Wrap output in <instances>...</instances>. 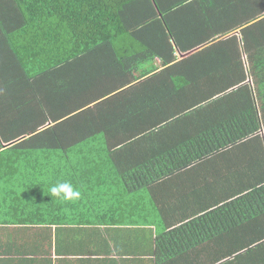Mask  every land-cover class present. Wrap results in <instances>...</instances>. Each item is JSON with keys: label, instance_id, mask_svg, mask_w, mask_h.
Masks as SVG:
<instances>
[{"label": "trees", "instance_id": "obj_1", "mask_svg": "<svg viewBox=\"0 0 264 264\" xmlns=\"http://www.w3.org/2000/svg\"><path fill=\"white\" fill-rule=\"evenodd\" d=\"M262 27L264 0H0V166L96 167L118 147L148 144L133 173L117 167L132 189L227 151L251 150L256 166L264 56L251 54L263 52ZM125 36L134 44H119ZM212 54L233 58L234 76H205ZM237 198L175 232L202 243L234 229L264 208V183Z\"/></svg>", "mask_w": 264, "mask_h": 264}, {"label": "crops", "instance_id": "obj_2", "mask_svg": "<svg viewBox=\"0 0 264 264\" xmlns=\"http://www.w3.org/2000/svg\"><path fill=\"white\" fill-rule=\"evenodd\" d=\"M234 34L240 37L236 30L214 43ZM262 51L251 54L253 60L263 58ZM233 60L210 55L206 62L211 72L205 76H234L225 65ZM242 60L248 75L247 56ZM153 65L162 68L158 58ZM118 148L110 152L111 158L103 155L101 161L99 156L96 167L58 165L45 174L41 171L45 168L23 171L0 166V264H264L261 206L234 229L202 243H192L184 232H175L263 184L264 155L256 166H248L251 150L227 151L208 158L203 166L187 167L132 189L122 188L116 173L118 168L133 173L140 164L138 158L149 155L148 144ZM149 173L147 168L145 174ZM63 181L81 191L80 200L65 202L48 196L49 188ZM121 189H127V194L119 193ZM210 228L208 224L203 232L210 234Z\"/></svg>", "mask_w": 264, "mask_h": 264}, {"label": "clouds", "instance_id": "obj_3", "mask_svg": "<svg viewBox=\"0 0 264 264\" xmlns=\"http://www.w3.org/2000/svg\"><path fill=\"white\" fill-rule=\"evenodd\" d=\"M81 191L70 182L63 181L52 185L48 190V196L55 197L65 202H75L81 199Z\"/></svg>", "mask_w": 264, "mask_h": 264}, {"label": "rangeland", "instance_id": "obj_4", "mask_svg": "<svg viewBox=\"0 0 264 264\" xmlns=\"http://www.w3.org/2000/svg\"><path fill=\"white\" fill-rule=\"evenodd\" d=\"M121 40L119 41V44H122V43H124V44H126L127 46H129L131 43L132 44H134V41L130 38V36H125V37H121L120 38ZM131 47V46H130ZM138 47L137 46H135V48H134V50L135 49H137ZM131 52V51H130ZM249 73V72H248ZM249 76H251L250 74H248V80H249V82H251L252 83V89L253 90H255L256 91V87H255V85H254V81L249 77ZM254 76V75H253ZM257 103H258V105L260 106L261 105V102L258 100L257 101ZM257 105V106H258ZM263 133H264V131H262Z\"/></svg>", "mask_w": 264, "mask_h": 264}]
</instances>
